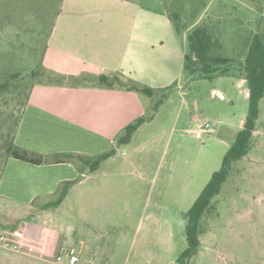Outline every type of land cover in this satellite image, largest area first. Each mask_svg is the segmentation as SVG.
Listing matches in <instances>:
<instances>
[{"label":"rangeland","instance_id":"rangeland-1","mask_svg":"<svg viewBox=\"0 0 264 264\" xmlns=\"http://www.w3.org/2000/svg\"><path fill=\"white\" fill-rule=\"evenodd\" d=\"M61 1L0 0V173L30 86L50 79L41 60ZM75 4L103 9L106 22L144 23L152 44L145 60L157 72L142 80L158 89L137 92L146 121L97 170L82 166L60 206L41 210L0 197V233L16 246L0 250V264H52L43 257L53 261L69 249L93 264H183L186 211L248 112L240 68L251 37L264 30V0ZM209 20L220 32L221 55L233 61L225 74L191 77L183 69L187 34ZM205 121L214 131L198 139L194 132ZM212 202L201 219L199 250L184 264H264V96L250 148L231 162Z\"/></svg>","mask_w":264,"mask_h":264},{"label":"crops","instance_id":"crops-1","mask_svg":"<svg viewBox=\"0 0 264 264\" xmlns=\"http://www.w3.org/2000/svg\"><path fill=\"white\" fill-rule=\"evenodd\" d=\"M75 2L61 1L41 60L50 79L30 86L12 136L15 146L48 160L59 153L94 156L108 150L127 124L143 116L138 91L127 85L158 89L142 80L147 72H157L153 61L145 60L152 44L144 23L106 22L103 9ZM101 74H116L127 85L99 84ZM82 171L73 162L34 164L7 156L0 197L41 210L58 207L79 184ZM68 181L57 202L60 186Z\"/></svg>","mask_w":264,"mask_h":264},{"label":"trees","instance_id":"trees-1","mask_svg":"<svg viewBox=\"0 0 264 264\" xmlns=\"http://www.w3.org/2000/svg\"><path fill=\"white\" fill-rule=\"evenodd\" d=\"M175 17H172L174 22ZM220 40V32L215 30L210 20L209 22H204L191 28L187 34V51L183 56V69L186 74L191 77L198 76L204 78L225 74L227 71L226 66L233 60L221 55L222 44ZM247 45L240 70L242 78L245 80L248 88V112L243 121L242 128L237 133L235 140L228 147L220 168L211 174L207 183L186 211L187 223L185 226V234L187 246L179 255V260L183 264L187 263L188 259L199 250V236L202 233L201 219L213 208L212 198L219 193L222 184L226 180L231 162L241 159L247 154L250 148L251 137L256 128L258 103L264 96V30L255 32ZM42 70L46 72L43 67ZM97 81L99 84L106 86H112L115 83L121 86L127 85L116 74L112 76L101 74L97 77ZM127 87L148 95H152L156 91L145 85L129 84ZM146 119L147 117L140 116L127 124L115 138L114 146L94 156L65 152L56 154L52 159L48 160L41 154L31 153L18 148L13 144L12 140L6 148L7 156H12L34 164H41L48 161L55 163L73 162L79 166L85 165L93 172L98 169L102 161L110 158L115 153L117 146L128 143L134 132ZM71 182L62 183L57 202H60L65 196L66 187Z\"/></svg>","mask_w":264,"mask_h":264},{"label":"built area","instance_id":"built-area-1","mask_svg":"<svg viewBox=\"0 0 264 264\" xmlns=\"http://www.w3.org/2000/svg\"><path fill=\"white\" fill-rule=\"evenodd\" d=\"M214 131L213 125L209 121H205L200 124L198 129L195 130L194 136L198 139H202L204 135H210ZM16 246L13 245L8 238L0 233V250H15ZM46 262H51L52 264H93L90 260L81 262L80 255L77 254L73 249H69L62 254H58L55 260L50 261L43 257Z\"/></svg>","mask_w":264,"mask_h":264}]
</instances>
